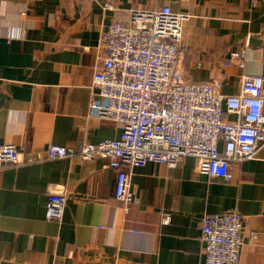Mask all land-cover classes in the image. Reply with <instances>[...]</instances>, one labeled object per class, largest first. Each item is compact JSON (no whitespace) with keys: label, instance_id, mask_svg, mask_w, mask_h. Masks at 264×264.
I'll list each match as a JSON object with an SVG mask.
<instances>
[{"label":"crops","instance_id":"0c3cea01","mask_svg":"<svg viewBox=\"0 0 264 264\" xmlns=\"http://www.w3.org/2000/svg\"><path fill=\"white\" fill-rule=\"evenodd\" d=\"M164 5L188 15L186 79L221 81L231 94L243 74H264V0H0V146L40 158L0 163V264H207L203 216L226 210L243 217L239 264H264V142L230 179L199 172L193 157L133 166L128 211L103 158L46 157L51 144L120 136L119 123L89 112L106 102L94 86L101 32ZM240 48L245 67L224 66ZM49 191L67 195L60 221L47 218Z\"/></svg>","mask_w":264,"mask_h":264},{"label":"built area","instance_id":"2783aa9c","mask_svg":"<svg viewBox=\"0 0 264 264\" xmlns=\"http://www.w3.org/2000/svg\"><path fill=\"white\" fill-rule=\"evenodd\" d=\"M188 15L169 5L133 10L128 21H114L101 32V65L94 86L105 103L92 102V116L121 125L118 138L80 146L51 144L47 158L101 157L117 170L115 199L125 211L136 201L130 168L154 161L175 167L185 157L197 170L230 179L235 162L253 158L264 142V74H243L240 89L220 90L221 81L186 79L183 27ZM246 50L232 51L224 66L245 67ZM40 160L14 144L0 146V163ZM65 191H49L47 218L60 221ZM163 214V221H170ZM243 217L234 210L207 213L201 224L207 264H239L243 248ZM252 239L256 232H251Z\"/></svg>","mask_w":264,"mask_h":264}]
</instances>
